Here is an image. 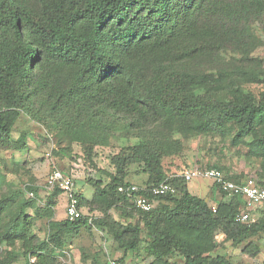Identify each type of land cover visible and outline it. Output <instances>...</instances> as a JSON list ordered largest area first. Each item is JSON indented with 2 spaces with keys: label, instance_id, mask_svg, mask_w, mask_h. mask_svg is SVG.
<instances>
[{
  "label": "trees",
  "instance_id": "16d2710c",
  "mask_svg": "<svg viewBox=\"0 0 264 264\" xmlns=\"http://www.w3.org/2000/svg\"><path fill=\"white\" fill-rule=\"evenodd\" d=\"M263 16L264 0H0V147L23 148L24 139L10 135L21 114L79 142L88 157L113 138H136L111 156L114 171L107 183H92L90 199L75 192L81 210L101 213L95 217L52 219L60 188L38 208L0 169V243L22 244L21 253L14 246L1 253L0 264L19 255L28 264H61L54 250L81 228L106 232L124 253L143 243L151 257L143 264H234L213 254L217 232L246 242L243 251L255 256L251 238L264 230V211L253 223L236 221L243 199L209 180L221 193L213 210L183 177L168 176L163 161L182 150L180 137L228 136L238 158L257 164L258 180L247 177L264 186V91L244 89L264 83L263 61L252 56L264 42L253 29ZM132 164L147 174L138 185L156 202L149 211L117 190L132 183ZM166 178L175 193L153 197L148 189ZM113 207L133 223L114 219ZM26 208L46 217L44 239L31 232ZM114 260L126 264L124 255Z\"/></svg>",
  "mask_w": 264,
  "mask_h": 264
},
{
  "label": "rangeland",
  "instance_id": "374dc122",
  "mask_svg": "<svg viewBox=\"0 0 264 264\" xmlns=\"http://www.w3.org/2000/svg\"><path fill=\"white\" fill-rule=\"evenodd\" d=\"M263 28L264 16L253 26L255 33L264 41ZM252 56L262 59L264 65V42L252 52ZM229 58V55L226 56V59ZM244 89L257 96L261 91H264V83H245ZM10 135L13 140L24 139L25 144L21 149L0 147V169L3 171L6 183L22 189L21 195L31 199L38 208L44 207V202L50 194L51 189L47 188L46 183L53 169H60L69 175L73 181L75 192L90 199L94 194L92 183L98 180H101L103 184L107 183L108 174L114 171L111 156L117 153L121 146L132 144L136 140L132 135L130 139L113 138L107 145L94 147L91 156L88 157L79 142L58 138L55 132L49 128L48 123L43 124L40 121L32 120L25 114L19 116ZM180 138L183 143L182 150L177 155L166 157L163 161L168 176L179 175L193 167L202 168L217 164L226 167L223 172L227 176H239L240 178L254 176L256 178V162L238 158L229 148L228 136L222 138L220 135H198ZM47 153L49 156H46ZM146 178L147 174L141 166L130 165L127 181L143 184ZM256 179L258 180V178ZM188 185L190 191L200 197L208 198L209 196L213 201H218L221 197V193L209 180L198 178L190 181ZM200 189L207 190V193L200 192ZM64 196H55V205L52 207V219L54 220L60 221L65 218L66 201ZM210 205L214 207L216 203H210ZM262 208L264 209V207L254 209L251 212V217L258 220L264 211L261 210ZM82 212L93 217L101 215L99 211L90 212L86 207L82 208ZM26 213L33 218L31 232L39 239H44L47 234L46 217L36 219L32 208H26ZM109 214L122 223H133L134 221L132 218L121 216L118 207L111 208ZM215 239L218 246L213 254H223L234 264H264V230L251 238L258 248V253L255 256H249L243 251L246 242L234 245L230 241L224 240V235L220 232H217ZM63 240L62 247L54 250L61 264H109L110 260L118 259L122 255H124L126 264H143L151 260L143 248V243L138 251L124 253L104 231L81 228L75 234L66 235ZM13 246L21 253L22 244L17 240L14 245L6 242L0 243V254ZM170 258L179 263L182 261L178 256ZM33 260L34 257H31L30 263ZM13 264H28V262L25 256L19 255Z\"/></svg>",
  "mask_w": 264,
  "mask_h": 264
},
{
  "label": "built area",
  "instance_id": "2783aa9c",
  "mask_svg": "<svg viewBox=\"0 0 264 264\" xmlns=\"http://www.w3.org/2000/svg\"><path fill=\"white\" fill-rule=\"evenodd\" d=\"M49 156V153L46 154ZM179 176L190 182L194 179H207L212 181L221 190L230 194L239 195L244 201V209L236 214L235 219L240 223H253L255 218L251 217V212L259 205L264 204V186L259 185L257 181L251 177H246L240 182L229 180L225 174L216 168H189L183 171ZM47 188L53 189L58 187L66 195L65 217L69 221H73L82 215V210L77 205L74 184L69 175L63 173L60 169H53L47 179ZM145 186L136 183H128L119 185L117 190L130 198L134 206L143 211H149L155 206V201L150 199L139 191L145 190ZM153 197L166 196L175 193L174 186L167 181L154 184L148 189ZM214 210V207H212ZM90 221V220H89ZM109 264H119L116 260H110Z\"/></svg>",
  "mask_w": 264,
  "mask_h": 264
},
{
  "label": "crops",
  "instance_id": "0c3cea01",
  "mask_svg": "<svg viewBox=\"0 0 264 264\" xmlns=\"http://www.w3.org/2000/svg\"><path fill=\"white\" fill-rule=\"evenodd\" d=\"M200 192H204V193H207V190L206 191H203L202 189H200ZM65 195L63 192H61L59 194V196H63ZM65 199V201L67 202V199H66V195L63 197ZM205 200L210 204V203H214V201L212 199H210V197L208 196V198H205Z\"/></svg>",
  "mask_w": 264,
  "mask_h": 264
}]
</instances>
